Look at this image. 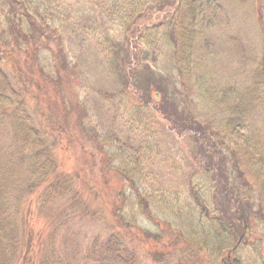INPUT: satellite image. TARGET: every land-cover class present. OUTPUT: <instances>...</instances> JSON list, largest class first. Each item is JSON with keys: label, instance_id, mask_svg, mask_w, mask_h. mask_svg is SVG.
<instances>
[{"label": "rangeland", "instance_id": "rangeland-1", "mask_svg": "<svg viewBox=\"0 0 264 264\" xmlns=\"http://www.w3.org/2000/svg\"><path fill=\"white\" fill-rule=\"evenodd\" d=\"M22 1L0 0V24L6 31L13 19L19 20L26 4ZM114 1L123 2L121 24L111 16L107 0H40L45 6L34 12L36 18L31 16L33 27L42 35L49 31L45 28H56L60 38L51 35L48 45L40 43L39 59L34 56L32 60L16 50L1 54L8 60L1 61L0 67L11 78L13 88L20 91L32 120L47 130L57 172L72 178L79 193L75 206L71 199L58 201L51 209H44L35 200L26 205L34 264H45L55 255L62 260L67 255V262L75 264L72 260L81 259L96 237L104 241L118 233L126 238H121L120 248L134 253L140 264H211L204 252L184 251L185 245L182 249L170 234L158 239L150 234L146 237L141 228L154 231L157 227L139 212L136 191L117 177L113 164L119 163L117 156L123 150L116 141L126 146L128 154L150 144L158 152L148 163L154 171L148 182L155 188L172 186L179 196L180 192L189 193L186 185L195 148L185 122L210 128L207 139L211 149L223 156L232 174L237 166L256 192V175L264 178V170L253 156L257 152L264 156V0H195L193 47H189L191 32L187 30L189 38L181 42L183 48L174 53L176 58L173 45L165 43L164 36L171 32V15H177L176 26L180 24L183 13L176 12L178 0ZM36 4L32 2L30 7ZM146 27L156 32L160 28L162 38L157 56L147 60L149 70L164 80L162 91L153 94L154 106L148 99L140 104L147 85L142 83L145 69L140 72L138 63L126 62L125 69L134 71L125 87L111 62L113 47L120 59L126 53L129 62L133 54L143 59L145 46L138 37ZM32 28L22 34L30 38ZM55 45H60L66 59L65 70L56 69V59L46 51L57 52ZM34 61L45 67L43 73H38ZM160 98L168 103L163 108L168 119L154 109ZM252 129L255 135H251ZM197 134L204 137L199 131ZM201 143L207 147L204 139ZM253 147L261 148L253 151ZM161 193L167 195V190ZM256 195L251 199L253 211L264 217V201L258 192ZM21 206L25 207L22 202ZM95 210L99 214L93 215ZM255 223V238H263L257 242L260 247L255 241H246L236 257L264 264V220ZM153 256L159 258L154 260Z\"/></svg>", "mask_w": 264, "mask_h": 264}, {"label": "trees", "instance_id": "trees-1", "mask_svg": "<svg viewBox=\"0 0 264 264\" xmlns=\"http://www.w3.org/2000/svg\"><path fill=\"white\" fill-rule=\"evenodd\" d=\"M38 1L40 0H23L22 2L26 3L23 5V12L18 14L20 16L18 21L13 19V22H10L8 31L0 24V55L6 54L8 51L11 54L16 50L28 54L32 60L35 58L34 56L39 59V54L42 51L40 43L44 42V45H48L47 42L52 40L51 37L60 38L56 28L51 26L48 29L45 28L49 31L42 35L37 33L33 27L34 20L31 16L37 9L45 6L44 2L39 3ZM108 1L111 16H114L117 23L121 24L124 13L123 2ZM32 2L37 3L34 8L30 7ZM178 2L176 3L178 5H176V12L183 13L179 15L180 24L176 26L177 15H171L168 22L171 32L164 36L165 43L173 45L175 58L176 54L174 53H177V49L183 48L181 42L189 38L187 30L191 32L189 33L191 37L189 38V47H193L194 27L191 26V23L197 16L195 0H178ZM181 2L188 3L189 6L184 4L181 6ZM41 22L46 23L45 18H41ZM28 27H33L30 38L22 34V31ZM158 29L160 30V28ZM191 29L193 30L191 31ZM159 30L156 32L146 27L138 37L141 38L140 42H144L145 46L143 59L138 60V57L133 54L129 62L127 53L120 59L116 49L114 47L112 49L114 52L111 62L116 67V73L122 78L125 87L129 86L128 80L131 79V73L134 71L132 68L131 71L125 69L126 62L129 64L131 62L138 63L140 72L142 68L145 69L144 82L142 83L147 82V85L141 92L140 104L142 105L147 103L146 99H148L154 106L153 94L162 91L164 80L159 78L158 73L150 71V68L147 67V60H153L161 50L162 38L159 35ZM2 48L3 50H1ZM55 48H57V52L54 49H52L53 53L49 49L46 51L51 52L52 57L56 59L55 68L65 70L66 59L61 54L60 45H55ZM135 52L137 51L135 50ZM6 59L8 60V57L1 55L0 63ZM34 66L38 73L44 72L45 67L38 66L37 61H34ZM140 72L136 77L137 81L140 80ZM133 90L136 89L133 88ZM21 97L20 91L13 88L11 78L0 67V264H34L33 233L28 226L30 220L27 217L26 207L31 200L40 202L44 209L48 207L51 209L54 203L68 199H71L75 206L77 205L75 204L76 198L79 197L72 178L70 179L63 172H57L47 130L35 124ZM156 103L154 108L156 112L164 119H168L169 115L163 112L164 106L168 103L162 98L158 99ZM185 123H188L191 140L195 146L191 154L193 167L189 171V180L186 185L188 194L180 192L178 196V191L172 186L155 188L148 182L151 174L154 173L153 168L148 167V163L153 162L152 155L156 157V152H158L152 150L150 144H145L147 147L145 149L140 146V149H134L133 153L128 154V152H124L126 146L119 140L116 141V146L123 150V152L119 151L117 156L119 163L113 164L119 173L117 177L130 184L136 191L135 200L139 212L146 218H150L157 230L146 231L140 228L146 237H149L148 234H150L154 239L162 238L163 235L169 237L170 234L172 236L170 238L174 242L180 243L181 246L185 245L184 251L191 254L204 252L211 264H256L255 260L249 259L242 262L236 257V254L246 241H255L256 245L257 242L263 240L262 237L255 238L256 233L253 227L256 220H264V217L260 212L253 211L254 206H252L251 199L252 197L257 198L258 192L260 200L264 201V178L256 175L258 190L253 192L251 183L244 178V174L242 175L239 168L235 165L236 171L235 174H232L223 156L220 157L211 149L207 136L212 130L197 127L190 121ZM198 131L203 134V138L197 134ZM250 131L251 135H255L253 129ZM203 139L207 147L201 143ZM249 141H253L250 136ZM142 148L144 150L140 154ZM260 148L253 147L252 150ZM253 156L257 158L260 169L264 170V156L259 152ZM149 185L150 187H147ZM140 186L147 188L141 190ZM164 189L167 190V195L161 193ZM28 197H30L29 200ZM21 202L24 204V208L21 206ZM161 203L163 205H159ZM82 206L86 208V203ZM96 214L99 213L95 210L93 215ZM119 220L128 224L122 216H119ZM164 226L167 227L165 231L162 229ZM121 238L126 241L125 235L122 236L119 233L117 237L110 236L104 241L96 237L92 244L88 245L82 258H75L72 261L75 264H140L134 253L131 254L127 252V249L120 248ZM157 258L159 257L153 256L154 260ZM48 259L50 260L44 261L45 264H71L67 262L70 261L67 255L63 260L56 255ZM158 262L160 263L159 259Z\"/></svg>", "mask_w": 264, "mask_h": 264}, {"label": "water", "instance_id": "water-1", "mask_svg": "<svg viewBox=\"0 0 264 264\" xmlns=\"http://www.w3.org/2000/svg\"><path fill=\"white\" fill-rule=\"evenodd\" d=\"M261 66H262V74H263V77H264V52H263V58H262Z\"/></svg>", "mask_w": 264, "mask_h": 264}]
</instances>
